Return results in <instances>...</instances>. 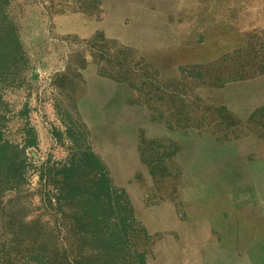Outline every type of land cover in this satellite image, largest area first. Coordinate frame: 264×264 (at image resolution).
Here are the masks:
<instances>
[{
  "label": "rangeland",
  "instance_id": "374dc122",
  "mask_svg": "<svg viewBox=\"0 0 264 264\" xmlns=\"http://www.w3.org/2000/svg\"><path fill=\"white\" fill-rule=\"evenodd\" d=\"M8 12L24 61L0 85L3 132L24 170L11 190L0 169V264L197 263L194 183L225 162L234 130H264L250 113L264 0H11Z\"/></svg>",
  "mask_w": 264,
  "mask_h": 264
},
{
  "label": "crops",
  "instance_id": "0c3cea01",
  "mask_svg": "<svg viewBox=\"0 0 264 264\" xmlns=\"http://www.w3.org/2000/svg\"><path fill=\"white\" fill-rule=\"evenodd\" d=\"M263 96L251 114H264ZM229 143L233 149L215 175L194 183L201 199L189 216L194 225L204 223L199 228L205 234L193 241L201 252L195 264H209L208 258L218 264H264V130H234Z\"/></svg>",
  "mask_w": 264,
  "mask_h": 264
},
{
  "label": "trees",
  "instance_id": "16d2710c",
  "mask_svg": "<svg viewBox=\"0 0 264 264\" xmlns=\"http://www.w3.org/2000/svg\"><path fill=\"white\" fill-rule=\"evenodd\" d=\"M10 2L11 0H0V85L2 82L6 83L11 80V72L18 67L19 62L24 61L18 29L8 12ZM5 109L6 106L0 92V169H4L3 175L6 178L1 187L14 190L21 185L20 179L23 177L24 170V150L20 149L19 146L11 145L4 139ZM25 143L28 147L36 145V136L32 128L27 130ZM101 179V184L109 186V180H107L105 173H101ZM68 181L63 180V185H66ZM63 190H66V188H63Z\"/></svg>",
  "mask_w": 264,
  "mask_h": 264
}]
</instances>
